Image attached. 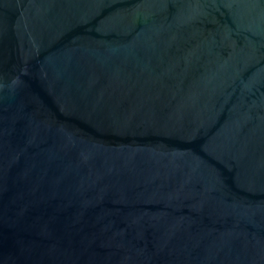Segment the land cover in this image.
<instances>
[{"label": "water", "instance_id": "water-1", "mask_svg": "<svg viewBox=\"0 0 264 264\" xmlns=\"http://www.w3.org/2000/svg\"><path fill=\"white\" fill-rule=\"evenodd\" d=\"M0 264H264V0H0Z\"/></svg>", "mask_w": 264, "mask_h": 264}]
</instances>
